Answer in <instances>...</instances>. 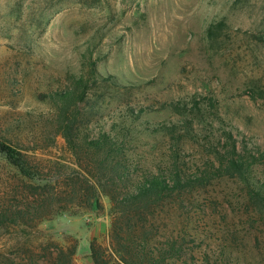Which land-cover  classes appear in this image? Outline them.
<instances>
[{"label": "rangeland", "instance_id": "rangeland-1", "mask_svg": "<svg viewBox=\"0 0 264 264\" xmlns=\"http://www.w3.org/2000/svg\"><path fill=\"white\" fill-rule=\"evenodd\" d=\"M220 20L226 28L213 40L207 29ZM91 41L107 54L100 72L116 75L129 88L95 91L110 104L106 114L127 104L156 106L211 92L240 138L264 148V0H0V128L49 112L37 95L60 86L67 72H77L80 52ZM9 80L19 81V93L9 92ZM154 114L151 121L167 117ZM21 129L10 138L33 142L30 127ZM155 142L141 138V156L154 160ZM257 172L264 178V165ZM19 176L0 154L1 196L20 184L15 182ZM101 201L102 213L72 208L34 229L0 230V249L12 251L17 263L51 264L43 250L49 242L76 245L73 264H95L90 244L97 240L109 246L111 226L110 201ZM183 211L190 232L194 228L199 234L202 251L218 254L227 245L264 264V213L238 181L213 182L189 196ZM26 248L35 251L32 258Z\"/></svg>", "mask_w": 264, "mask_h": 264}, {"label": "trees", "instance_id": "trees-1", "mask_svg": "<svg viewBox=\"0 0 264 264\" xmlns=\"http://www.w3.org/2000/svg\"><path fill=\"white\" fill-rule=\"evenodd\" d=\"M225 28L220 20L207 33L215 40ZM106 57L98 42H88L78 71L67 72L60 86L37 95L49 112L0 128V154L20 175L15 179L20 184L6 198L0 195V230L34 229L72 208L102 213L101 198L106 197L111 204L109 246L91 242L95 264H259L227 245L218 254L202 251L183 209L189 196L232 179L264 213V178L257 172L264 165V148L240 138L211 92L156 106L127 104L106 114L110 104L95 91L101 86L129 89L116 75L100 72ZM19 86V81L7 83L11 94L19 93ZM154 113L167 117L151 121ZM22 125L32 130L33 142L10 138ZM58 137L63 142H55ZM143 137L156 140L158 156L152 161L140 154ZM50 150L56 155H48ZM43 250L51 264H73L77 246L49 242ZM11 252L0 249V264H23ZM25 253L32 258L35 251L26 248Z\"/></svg>", "mask_w": 264, "mask_h": 264}]
</instances>
